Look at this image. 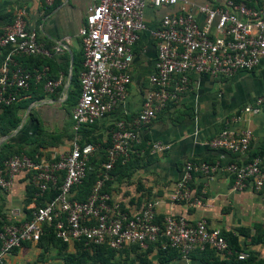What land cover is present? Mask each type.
Here are the masks:
<instances>
[{
    "label": "built area",
    "instance_id": "built-area-1",
    "mask_svg": "<svg viewBox=\"0 0 264 264\" xmlns=\"http://www.w3.org/2000/svg\"><path fill=\"white\" fill-rule=\"evenodd\" d=\"M54 1L42 3L50 6ZM146 5L175 9L165 14L156 28L146 30ZM190 7L188 0H93L86 9L77 31L82 71L78 75V97L70 112L69 151L51 161L15 154L0 165V190L8 189L11 178L24 172L30 175L36 197L50 190L56 192L51 199L33 207L24 222L0 228V264H7L6 256L25 243H37L45 228H51L56 239L72 246L80 243L84 247L104 245L121 250L129 246L143 248L159 241L161 248L176 251L184 264H191L188 256L197 249L230 254L219 230L208 227L204 219L188 222L181 215H166L155 222L151 201L129 213L102 192L113 164H125L136 153L133 146L140 141L138 130L147 127L157 113L187 89L188 73L229 77L237 71L253 69L264 58V0H226L219 7L199 5L194 11L203 15L202 26L195 22ZM145 30L155 42L156 57L148 76L150 89L143 95L138 114L130 121L114 122L103 150L98 143L80 144L79 131L109 115L125 99L130 83L127 69L131 48ZM63 47L59 42L53 51L60 52ZM0 50L4 52L0 63L1 111L2 107L15 104L20 92L32 81L39 82L46 73V67L25 70L17 59L51 54L38 44L34 30L25 26L24 13L18 10L0 32ZM59 83L60 78L47 80L45 88L51 91ZM263 103L261 96L253 105ZM244 111H253V106ZM250 139L247 130L223 127L206 145L243 156L248 152ZM147 145L150 154L168 148L159 143ZM99 151L104 162L96 180L83 201L74 200L73 192L86 176L88 159ZM217 170L230 176L233 191H259L264 185V166L258 156L224 166L188 160L183 164V174L169 190L168 201L201 206L202 197L191 187V178ZM249 257L245 252L235 254L240 264H248Z\"/></svg>",
    "mask_w": 264,
    "mask_h": 264
},
{
    "label": "crops",
    "instance_id": "crops-1",
    "mask_svg": "<svg viewBox=\"0 0 264 264\" xmlns=\"http://www.w3.org/2000/svg\"><path fill=\"white\" fill-rule=\"evenodd\" d=\"M188 2L195 22L202 26L203 15L194 11L195 8L199 5L219 7L226 0ZM92 4L93 0H55L50 6L44 5L42 0H0V32L17 10L22 11L25 26L34 30L38 44L51 54L17 59L25 70L39 66L37 69L46 67V73L39 82L32 81L21 91L11 117V120L17 119V123L4 135L5 119L0 120V147L7 144L13 152L21 150L45 161L69 151L70 112L78 97L77 84L72 83L78 80L81 69L77 31L86 9ZM174 9L146 5L143 11L146 30L156 28L160 19ZM146 30L139 34L131 48L127 69L130 83L125 99L109 115L82 128L79 132L81 142L103 144L115 121H130L138 114L143 95L150 89L148 76L156 57L155 42ZM59 42L64 47L54 52L53 47ZM3 55L0 50V63ZM58 78L57 87L51 91L45 88L47 80ZM187 79V89L157 113L147 127L137 132L140 140L166 145L167 150L116 170L104 186V192L129 213L136 212L145 201H151L156 220L166 215H181L188 222L204 219L208 227L233 236L237 250L249 254L252 264H264V185L259 191L249 188L233 191L230 176L217 170L207 176L194 174L191 178V187L202 197L201 206L189 207L168 201L169 190L183 174L185 161L224 166L258 156L264 166V103L253 105L256 98L264 96V58L253 69L237 71L229 77L188 73ZM247 106H253V111L245 112ZM223 127L250 132L245 155L207 147L206 142ZM10 154L2 151L0 160ZM101 154L96 152L88 159L87 173L97 172ZM38 205L39 198L35 196L30 175L16 174L9 188L0 190V228L24 222L30 210ZM67 249L73 250V246L67 245L60 250L58 245L45 242L25 243L6 256V263L63 264L61 255L68 253ZM228 250L230 254H220L209 248L197 249L189 254L188 260L191 264H240L233 258L235 253ZM115 257L117 264H184L176 251H162L157 244L127 247Z\"/></svg>",
    "mask_w": 264,
    "mask_h": 264
},
{
    "label": "trees",
    "instance_id": "trees-1",
    "mask_svg": "<svg viewBox=\"0 0 264 264\" xmlns=\"http://www.w3.org/2000/svg\"><path fill=\"white\" fill-rule=\"evenodd\" d=\"M232 1L234 3L239 2V0H232ZM248 1L251 2L252 0H248ZM248 5H250V4H248ZM80 63H81V61H80ZM38 67L35 66L33 68H38ZM81 71H82V67L80 69V72ZM72 84L75 85V86L77 84V88H78V80L75 79ZM14 106H15V104H12V105L5 106V107L1 108L0 120L5 119L4 122L6 123V128L2 132L3 135L9 129L13 128L16 125V123H17V119L11 120L12 111H13ZM108 136H109V134H108ZM89 142L90 143H96V142H93V141H84V142L80 141V144L89 143ZM107 144H108V137L106 138V140L104 141L103 144H100V147H102V150H103V148H105L107 146ZM147 144H148L147 141L142 139V140L139 141L138 145L133 146V149L135 150L136 153L132 154L130 156L129 160L125 164H120L119 162L114 163L112 168H111V170L108 173L109 178L111 177V175L114 174V172H116V170L122 169V168H124L127 165L134 164L137 161L144 160L146 158L151 157L152 154L149 153V146ZM2 151H6V152L11 153V154L8 155V156L4 155L3 159L0 160V165L9 156H12V155H15V154H20L21 153V154H24V155H26V156H28L30 158H33V155H34V154H28V153H26L24 151H21V150H16L15 152H13L11 150V147H9L7 144L1 145V147H0V155H1ZM252 157H255V156H252ZM103 162H104V157H103V154H102V156L100 158V164L103 163ZM98 171H99V168H98L96 173L95 172H92L90 174L86 173V176L82 180L81 184L78 187H76V189L73 192V199L74 200L83 201L86 198V196H87L92 184L94 183V181L97 178ZM108 181H109V179L107 181H105L104 184H103V187H102V192L103 193H105L104 192V186L108 183ZM55 193L56 192L54 190H50V191L45 192L42 195V197L39 198V204H41L43 201H47V200L51 199L55 195ZM105 194H107V193H105ZM145 202H147V201H145ZM119 205H120V208L122 210H124L123 206L121 204H119ZM155 222H160V220H156V218H155ZM220 235L225 240V242H226L228 248L230 249L231 253H235V254L239 253V251L237 250V247H236V240H235V238L233 236H231L229 234H223V233H220ZM41 242H45L46 244H50V245H58L60 250L61 249L62 250L65 249L66 246H67V244L62 243L60 240H58V239H56L54 237V235L52 234L51 228H47V229L45 228L43 230V234L39 237L37 243H41ZM156 244L159 245L160 248H161V245H160L159 241L155 242V243L147 244L146 247L152 246V245H156ZM129 247L138 248L137 246H129ZM123 249H125V248H123ZM123 249H121V250H112V249L107 248L104 245H101V246L96 245V246L84 247L80 243H77V244L73 245V250H75L76 253L63 254V255H61V259L63 261V264H117V260H116L115 255L117 253L123 251ZM161 249H162V251H167V250H171L172 251V249H169V248H164V249L161 248ZM233 256H234L233 258L235 259V255L234 254H233ZM247 263L248 264H252L250 257H249V260H247ZM255 264H257V263H255Z\"/></svg>",
    "mask_w": 264,
    "mask_h": 264
},
{
    "label": "rangeland",
    "instance_id": "rangeland-1",
    "mask_svg": "<svg viewBox=\"0 0 264 264\" xmlns=\"http://www.w3.org/2000/svg\"><path fill=\"white\" fill-rule=\"evenodd\" d=\"M68 253H76V251L75 250H72V249H67L66 250ZM65 253V252H64ZM57 257V256H56Z\"/></svg>",
    "mask_w": 264,
    "mask_h": 264
}]
</instances>
